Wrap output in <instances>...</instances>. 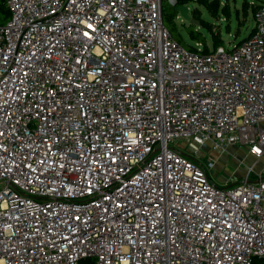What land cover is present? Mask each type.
Masks as SVG:
<instances>
[{
  "label": "built area",
  "instance_id": "built-area-1",
  "mask_svg": "<svg viewBox=\"0 0 264 264\" xmlns=\"http://www.w3.org/2000/svg\"><path fill=\"white\" fill-rule=\"evenodd\" d=\"M2 1L0 264H264V174L170 145L264 155V0L209 52L165 0Z\"/></svg>",
  "mask_w": 264,
  "mask_h": 264
},
{
  "label": "rangeland",
  "instance_id": "rangeland-1",
  "mask_svg": "<svg viewBox=\"0 0 264 264\" xmlns=\"http://www.w3.org/2000/svg\"><path fill=\"white\" fill-rule=\"evenodd\" d=\"M244 0H205L199 3L196 0L190 1V13L193 9L197 8L200 11V16L207 21L212 22V32L221 34V44L230 47L246 37L255 25L253 17V7L248 6L244 9ZM259 1V0H255ZM219 2V16L212 15L208 6L210 3ZM168 0H165L164 5L168 6ZM172 4V3H171ZM170 4V5H171ZM226 5L229 10L223 11L222 7ZM178 29L183 36L191 41L189 31L186 26L190 22L184 20L181 15L177 17ZM199 30H202L206 37V44L213 46L212 32L207 28L194 24ZM239 32V33H238ZM171 146L179 149L184 154L190 156L192 159L200 164H203L211 178L218 185L231 184L242 180L246 175L250 174L251 179H255L258 174H264V155L260 158L254 156L249 147L241 145H230L227 148L219 151L212 150L210 146H199L192 140H176L170 143ZM210 164L212 166L210 167Z\"/></svg>",
  "mask_w": 264,
  "mask_h": 264
},
{
  "label": "trees",
  "instance_id": "trees-1",
  "mask_svg": "<svg viewBox=\"0 0 264 264\" xmlns=\"http://www.w3.org/2000/svg\"><path fill=\"white\" fill-rule=\"evenodd\" d=\"M190 1H192V0H176V4H179V3L188 4ZM196 1H198L199 3H205V2H202L205 0H196ZM218 3L219 2H216V3L212 2L208 6L209 11L212 13V15H215L217 17L219 16V13H220ZM170 4L168 6H165L163 3V19H164L165 25L170 30L173 37H175L179 42H181L182 44H184L185 46H187L189 48H194L195 42H203V44H204L203 51L209 52L210 48L206 44V37L203 34L202 30H199L196 25L190 24V25L186 26L187 30L189 31V35L192 39L191 41H188L183 36V34L178 29V22L176 21L177 17H179V13L176 10V5H173V4L170 5ZM256 5H257V1H253V0H244L243 1L244 9H247L248 6L253 7V14H254ZM227 8L228 7L226 5H224L222 7V10L229 12V10ZM191 14L195 19H198L200 21V24H199L200 26L207 28L209 31L212 32V24H211L212 22L204 20L200 16V11L197 8L193 9ZM9 16H10V12H9L8 7L6 6L4 1L0 0V25L4 24L9 19ZM253 31H254V27H252L251 31L249 32V34L246 37L251 35L253 33ZM246 37H244L243 39H241L238 42H242ZM212 38H213V44L212 45L214 47L221 44L222 38H221L220 32L215 33V34L212 32ZM79 264H96V263H95L94 259L86 258V259H83Z\"/></svg>",
  "mask_w": 264,
  "mask_h": 264
},
{
  "label": "water",
  "instance_id": "water-1",
  "mask_svg": "<svg viewBox=\"0 0 264 264\" xmlns=\"http://www.w3.org/2000/svg\"><path fill=\"white\" fill-rule=\"evenodd\" d=\"M172 4L176 5V10L184 20L189 21L190 24H200V21L195 19L190 13L189 6L187 4H176V1L172 2Z\"/></svg>",
  "mask_w": 264,
  "mask_h": 264
}]
</instances>
